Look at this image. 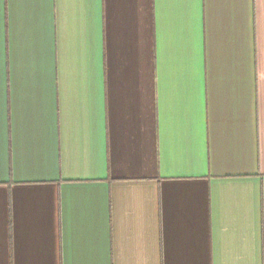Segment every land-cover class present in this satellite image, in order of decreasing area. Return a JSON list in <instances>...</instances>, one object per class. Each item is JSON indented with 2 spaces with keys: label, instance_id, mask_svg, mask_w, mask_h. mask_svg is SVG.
Listing matches in <instances>:
<instances>
[{
  "label": "crops",
  "instance_id": "0c3cea01",
  "mask_svg": "<svg viewBox=\"0 0 264 264\" xmlns=\"http://www.w3.org/2000/svg\"><path fill=\"white\" fill-rule=\"evenodd\" d=\"M0 264H264V0H0Z\"/></svg>",
  "mask_w": 264,
  "mask_h": 264
}]
</instances>
